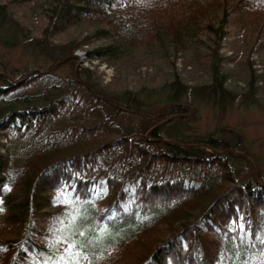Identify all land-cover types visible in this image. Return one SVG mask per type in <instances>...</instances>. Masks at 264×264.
Segmentation results:
<instances>
[{"label":"trees","instance_id":"1","mask_svg":"<svg viewBox=\"0 0 264 264\" xmlns=\"http://www.w3.org/2000/svg\"><path fill=\"white\" fill-rule=\"evenodd\" d=\"M26 1L46 21L32 46L52 66L17 76L0 62V264H264L257 160L227 128L189 134L196 118L185 116L198 101L223 110L240 96L257 101L249 56L241 93L227 86L220 49L230 11L243 22L264 0ZM7 27L23 31L0 3V41L13 48ZM93 43L84 56L117 72L173 52L203 61L207 82L172 73L145 98L97 88L95 72L73 71L71 58Z\"/></svg>","mask_w":264,"mask_h":264},{"label":"rangeland","instance_id":"2","mask_svg":"<svg viewBox=\"0 0 264 264\" xmlns=\"http://www.w3.org/2000/svg\"><path fill=\"white\" fill-rule=\"evenodd\" d=\"M0 3L6 4L10 10L13 19L17 20L21 25L17 31L14 27L8 28L10 36L15 40L13 48L6 46L0 41V62L5 65L7 71L13 70L14 73L19 75L23 69H35L37 67L48 68L52 63L43 55L39 54L33 47V38L40 36L46 21L39 16L38 12L32 8L33 2L26 0H0ZM249 17L239 19L238 11H230L229 23L225 28L226 36L221 43L220 54L225 59L223 61V69L230 72L227 86L233 91L241 92L243 87L244 67L246 57L252 62V69L255 71L257 77L256 88L258 91L257 101H246L243 96L234 100L231 106L222 109L212 102L198 101L192 105L193 113H187L186 116L190 117L195 114V122L192 124L193 131L189 134L205 135L207 132L216 131L217 128H227L228 131L234 132L243 137V142L249 148L250 157H254L260 171L264 174V10L259 7L256 13L255 7ZM251 10V11H252ZM212 13L211 21L214 19L215 23L220 20L221 9ZM247 25V26H245ZM10 26V25H9ZM203 30L200 34L201 41L204 44H213L214 35L212 33H204ZM204 33V34H203ZM68 36H59L57 42H66ZM80 36V35H79ZM33 45V46H32ZM200 45V44H199ZM202 54H207V49L203 45ZM95 47V44L84 46L76 51V55L84 54L86 50ZM85 60L80 59L79 67H87L89 70L94 71L93 80L97 88L103 90H128L138 91L142 97L145 98L146 93H152L154 89L160 88L165 82L170 79L172 73L177 74L182 81L188 83L189 86L207 82V73L202 62L193 65L189 61L185 63L182 53L173 52L167 57L160 58L155 61V65L146 66L141 64L136 68L134 61L127 64V69H118L115 66L101 63L95 59ZM173 57H175L174 63ZM190 60V59H189ZM75 59V63H76ZM78 62V61H77ZM70 70V64L61 65L55 72L63 76ZM231 70V71H230ZM21 73V72H20ZM163 94V93H161ZM165 94V93H164ZM152 95H155L153 93ZM151 95V96H152ZM163 96V95H160ZM189 97H191L189 95ZM154 99V97L152 98ZM146 100V99H145ZM153 101V100H152ZM4 143L0 138V152H6L5 147L1 146ZM18 153V149L15 154ZM22 153V152H19ZM13 154V153H12ZM254 165V164H253ZM255 166V165H254ZM62 248L66 246L62 243Z\"/></svg>","mask_w":264,"mask_h":264},{"label":"water","instance_id":"3","mask_svg":"<svg viewBox=\"0 0 264 264\" xmlns=\"http://www.w3.org/2000/svg\"><path fill=\"white\" fill-rule=\"evenodd\" d=\"M74 58V59H76L77 61H76V63L74 64V67H73V71H75L76 70V68H77V66L79 65V61H80V57L79 56H77L76 54L74 55V56H71V58ZM66 60H68V58H64L63 60H61V61H59L56 65H59V64H61V63H63L64 61H66ZM0 75H4V74H0ZM168 107V106H167ZM167 107L166 108H164L162 111H161V113H160V115L167 109ZM188 108L190 109V114H192L193 113V108L191 107V106H188ZM128 112H130V113H133V114H137V115H141V116H148V115H145V114H142V113H140V112H135V111H128ZM186 116V115H185ZM188 116V115H187ZM180 117H184V116H176L175 118H180ZM228 150H225V151H223L222 153H225V152H227ZM238 155H240L241 157H244L245 159H247V160H249L248 159V157L246 156V155H243V154H240V153H238ZM251 162V161H250ZM252 167L255 169V166L253 165V163H252Z\"/></svg>","mask_w":264,"mask_h":264}]
</instances>
